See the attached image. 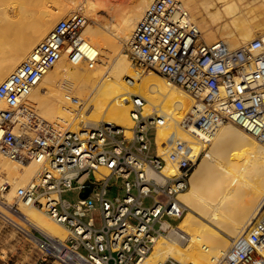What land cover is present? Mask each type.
<instances>
[{"label":"built area","instance_id":"built-area-1","mask_svg":"<svg viewBox=\"0 0 264 264\" xmlns=\"http://www.w3.org/2000/svg\"><path fill=\"white\" fill-rule=\"evenodd\" d=\"M86 23L79 13L61 20L0 84L5 106L0 153L41 165L37 177L18 190V204L7 203V187L0 203L18 216L19 203L37 207L67 230L60 241L31 226L15 227L35 246L37 264H145L155 238L169 236L187 209L178 197L189 189L199 159L191 143L170 137L159 148L156 131L169 118L149 113L147 100L138 95L129 99L130 138L124 128L105 121L67 131L25 105L62 51L77 48ZM127 51L138 71L164 77L192 96L194 105L182 122L187 133L209 142L221 125L233 123L264 146V34L235 49L223 41L208 44L182 0H153ZM168 166L176 174L167 173ZM88 181L93 188L83 199ZM114 186L119 191L112 200L108 193ZM74 190L79 200L72 204L63 194ZM165 217L178 223L173 226ZM217 264H264V201Z\"/></svg>","mask_w":264,"mask_h":264},{"label":"bare ground","instance_id":"bare-ground-1","mask_svg":"<svg viewBox=\"0 0 264 264\" xmlns=\"http://www.w3.org/2000/svg\"><path fill=\"white\" fill-rule=\"evenodd\" d=\"M7 1L17 2L21 10L31 7L29 11L34 19L30 21H33L31 28L25 34L12 28L5 10L0 12V84L26 61L28 54L50 32L53 22L62 18L73 6L80 4V10L93 16L100 11L114 15L115 30L110 33L106 26L103 27L104 22L100 21V28L88 25L83 29L77 48L62 51L55 67L28 94L25 105L38 108L45 118L58 119L57 122L67 131H79L102 120L124 128L127 138L132 136L131 129L134 126L129 116L130 95L146 99L149 113L158 111L168 117L156 131L159 148L167 139L175 137L191 143L196 155L205 149V155L192 172L191 187L178 197L187 212L169 236L155 238L145 264H164L170 258L180 264H217L229 247L223 233L228 237L240 234L256 217L264 201V147L235 124L229 123L217 129L207 148L202 144L201 134L196 136L187 133L182 124L194 105L192 96L153 72L141 78L139 72L132 70L127 55L120 51L121 44L130 41L135 26L153 0H131L129 10L115 6L113 0H70L71 3L61 0L64 1L62 4L61 1L52 0L54 4L60 2L59 13H51L48 9L51 0H36L35 6V0ZM216 2L222 4L221 8L215 6L214 12L210 11L214 2L204 7L214 28L203 31L195 21L204 40L208 44L224 40L231 48L251 42L257 29L251 13L257 8L243 6L245 0ZM246 8L249 10L245 11ZM76 49L78 52L71 57L70 53ZM67 55L72 62L67 60ZM97 56L108 62L109 71L88 65L83 60L94 63L92 60ZM43 88L47 89L44 93ZM87 102L92 107L89 117L82 115L83 112L79 114L80 107ZM0 108L5 106L0 105ZM181 115L183 118L179 119ZM168 127L175 129L168 134ZM40 167L39 161L16 160L0 153V190L12 186L5 195L7 203L17 200L18 189L30 184L37 177ZM165 171L170 175L177 172L170 166ZM19 213L18 216L8 212L0 203V214L12 226L25 230L31 226L49 237L60 241L65 239L67 230L37 207L19 203Z\"/></svg>","mask_w":264,"mask_h":264},{"label":"rangeland","instance_id":"rangeland-1","mask_svg":"<svg viewBox=\"0 0 264 264\" xmlns=\"http://www.w3.org/2000/svg\"><path fill=\"white\" fill-rule=\"evenodd\" d=\"M57 1H61V0H57ZM65 1V2H64ZM64 1H61V4L64 2H70L71 1L73 2V0H64ZM183 3H184V6L186 7V9L189 11V14L191 16L192 19H194L193 21H197L203 31H205L207 28H211V27H215V25L211 22V19H210V15L208 16L205 12H207L205 10V5L209 4L210 2H214V7L213 9H210L211 12H214L215 11V6H217L218 8H221V4L222 3H217L216 0H182ZM251 1L253 3H251ZM36 2V0L33 2V5L34 3ZM123 2V3H122ZM249 2V3H248ZM50 3V4H49ZM47 7L48 9L51 11V13H59L60 12V9L59 7H61V4H59L58 2L57 3H53L52 0L49 1ZM113 3L116 5H118L117 7H121V8H125L126 10H129L130 6H131V0H113ZM122 3V4H121ZM125 3V4H124ZM129 3V4H128ZM120 4V5H119ZM244 5L243 6H251L250 8H257L256 11L252 12V18L255 19V22L254 24L257 25V29H256V33H255V36L253 37V40L256 39L257 37L259 36H262L264 34V0H245V2L243 3ZM249 4V5H248ZM32 4L30 6H32V8L35 6H33ZM80 4H77L75 6H73V8L69 9L67 11V13H65V15L60 18L59 20H55V22H53V25L51 27V30L53 29V27L59 23L61 20L67 18V17H70L71 15L73 14H76V13H79V14H82L84 15L86 18H87V23L85 25V27H87L88 25L89 26H94L95 27H99V21L100 22H104V26H106V29L109 33L111 31H114L115 28H114V25H116V21H115V17L114 15L110 14V12L108 11H100L98 13H95V15L93 16L92 14H88V13H85L83 10H80L82 6H78ZM150 5V4H149ZM253 6V7H252ZM75 7V8H74ZM78 7V8H77ZM59 9V10H58ZM2 10H5L7 12V16H8V20L9 22L12 24V28L14 30H17L19 32H25V34L30 30L31 28V24L32 22H30L33 18V16L31 17V12L29 10H31V7L28 8V10H21L20 9V6L17 2H14V1H7V0H0V12ZM148 10V9H147ZM146 10V11H147ZM249 8H246L245 11H248ZM29 12V13H28ZM15 13V14H14ZM146 13V12H145ZM209 14V12H208ZM13 15V16H12ZM20 15V16H18ZM97 15V16H96ZM259 15V17H254V16H257ZM11 19H10V18ZM26 17V18H25ZM94 17V18H93ZM99 18V19H98ZM34 19V18H33ZM96 19V20H95ZM98 19V21H97ZM28 21V22H27ZM141 21V20H140ZM139 21V22H140ZM19 22H22V23H19ZM138 22V23H139ZM107 24H110V25H106ZM114 23V24H113ZM137 23V24H138ZM196 23V22H195ZM211 23V25H210ZM112 24V26H111ZM214 25V26H213ZM111 26V27H110ZM30 27V28H29ZM84 27V28H85ZM110 27V29H109ZM136 27V26H135ZM100 28V27H99ZM114 28V29H113ZM22 29V30H21ZM50 30V31H51ZM45 38V37H44ZM85 38V36H84ZM224 41V40H223ZM252 41V40H251ZM226 42V41H225ZM213 43V42H212ZM227 43V42H226ZM246 45V44H245ZM98 51L100 50V48L98 46H94ZM128 49V41L124 44L122 43L121 44V49L120 51L123 53V54H126L128 53L127 51ZM235 49V48H233ZM78 52V49H76V51L74 53H70L71 57L74 56L76 53ZM31 53V52H30ZM29 53V54H30ZM28 54V55H29ZM28 57V56H27ZM67 60L69 62H72L69 55H67ZM85 60L86 64L88 65H94V66H99L100 68H104L105 71H109V64L108 62H104L100 56H97L94 60H92L94 63H92L91 61H89L88 59H83ZM127 60L131 63V67H132V70H134L135 72H139V74H141V78L145 77L149 72H143V71H138L136 69V67L132 64V62L130 61L129 57L127 56ZM104 64V65H103ZM107 64V65H106ZM55 67V66H54ZM53 69V68H52ZM155 74V73H154ZM157 75V74H155ZM159 76V75H157ZM161 77V76H159ZM164 78V77H162ZM166 79V78H164ZM167 80V79H166ZM137 83L139 81H136ZM69 88V87H68ZM70 90H72L71 88H69ZM44 90L46 91L47 89L46 88H43L42 90V93H44ZM130 103V102H129ZM31 107V106H29ZM131 107V108H130ZM32 108V107H31ZM33 109V108H32ZM131 109H132V105L130 103V106H129V116L130 113H131ZM34 110L36 111V113L38 115H40L41 117H43V115L41 114L40 110L38 108H35L34 107ZM92 107L91 105H89V103L87 102V104L83 105L80 107V110H79V114H81L82 112V115H85V116H88L89 117V114L92 113ZM40 112V113H39ZM77 113V112H75ZM44 119H47L48 121L50 122H57L59 121L58 119H49V118H45L43 117ZM183 118V115L180 116L179 119H182ZM102 122V120L100 121ZM99 123V122H98ZM226 125H229V124H226ZM79 124L77 125V128H78ZM235 126V125H234ZM75 128V129H77ZM239 128V127H237ZM74 129V130H75ZM175 128L173 127H168L166 129V133H170L174 130ZM240 129V128H239ZM242 130V129H240ZM153 135V133H152ZM251 136V135H250ZM152 137V136H151ZM252 137V136H251ZM118 139H121L122 137L121 136H118L117 137ZM153 138V137H152ZM253 138V137H252ZM212 141V140H211ZM210 141V142H211ZM259 143V142H258ZM202 144H204V146H206L207 148H209V144L208 142H203ZM260 144V143H259ZM208 145V146H207ZM261 146H263L262 144H260ZM264 147V146H263ZM205 149L201 150L199 153H198V156H199V159H198V162L194 168L193 171H195L198 163L202 160V158L204 157L205 155ZM36 177H34L32 179V181L35 179ZM114 181H112L113 183ZM7 189L6 191H4V196L11 190L12 186L8 185L6 186ZM5 187V188H6ZM190 187H191V182H190ZM189 187V188H190ZM22 188V187H20ZM19 188V189H20ZM18 189V190H19ZM189 190V189H188ZM118 191H119V188L117 186H114L112 187L110 190H109V193H108V198L109 199H112L114 200L117 195H118ZM203 192H205V190L203 189ZM2 191L0 190V195H1ZM6 198V197H5ZM63 198L74 204L76 203L78 200H79V192L77 190H74V191H68L66 193L63 194ZM12 203H17L16 200H14V202ZM18 204V203H17ZM151 205V200H147L146 201V206H150ZM29 206V205H28ZM17 207L19 208V205H17ZM36 208V207H35ZM187 212V209L185 211V213ZM94 218H95V221H96V224L99 225L100 224V215L98 212H95L94 213ZM165 221H168L170 224H172L173 226H175L178 221H175L169 217H165L164 218ZM214 230V229H213ZM216 230V229H215ZM223 235L225 236L226 240H227V245H230V241H231V238L233 237H228L227 235H225L223 233ZM68 236V232H66V237ZM65 237V238H66ZM167 241H171V240H167ZM186 243H183V245H185ZM38 252L35 248V246L30 243V241L17 229L15 228L14 226H12L10 223H8L4 217L0 214V264H37V260H38ZM171 259V258H170ZM167 261V260H166Z\"/></svg>","mask_w":264,"mask_h":264},{"label":"water","instance_id":"water-1","mask_svg":"<svg viewBox=\"0 0 264 264\" xmlns=\"http://www.w3.org/2000/svg\"><path fill=\"white\" fill-rule=\"evenodd\" d=\"M85 188H83L82 193H81V198L85 199L89 196V194L92 191L93 185L88 181L85 184Z\"/></svg>","mask_w":264,"mask_h":264}]
</instances>
